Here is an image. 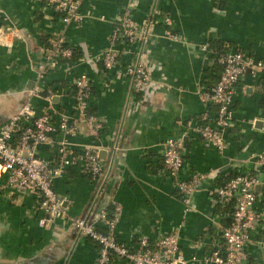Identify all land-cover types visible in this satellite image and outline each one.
I'll return each mask as SVG.
<instances>
[{
    "label": "crops",
    "instance_id": "obj_1",
    "mask_svg": "<svg viewBox=\"0 0 264 264\" xmlns=\"http://www.w3.org/2000/svg\"><path fill=\"white\" fill-rule=\"evenodd\" d=\"M126 5L137 31L149 26V34L145 41L121 44L116 64L104 71L101 57ZM0 12V26L21 35L0 45V124L26 102L36 115L46 108L52 115L72 114L73 79L85 72L92 87L89 110L102 129L95 137L80 121L78 132L67 140L75 150L98 147L107 163L97 207L110 212L112 205H119L117 239L135 246L139 237L154 240L176 231L184 264H214L191 259L211 251L227 222L228 208L215 204L208 189L237 172L264 179V167L253 160L264 147V115L258 105L262 71L247 73L236 83L233 126L225 133L223 152L205 145L196 131L205 110L201 91L219 72L216 57L221 50L239 48L264 60V0H82V20L67 26L46 0H0ZM62 30L69 44L81 49V56L73 67L62 63L36 84L42 48ZM211 40L224 44L212 47ZM205 45L207 50L202 49ZM137 51L145 58L149 82L139 93H130L124 69ZM169 138L183 141L180 178L205 174L188 203L162 171L163 142ZM52 151L44 146L38 153L47 158ZM54 186L66 198L70 216L84 215L96 193L95 184L74 167L56 178ZM256 192L253 208L262 212L264 183ZM35 205L32 194L0 190V264H97L98 248L92 240L76 235L64 219L40 226ZM256 235H264V220ZM246 252L242 264H264L260 246L249 244ZM110 264L126 262L113 258Z\"/></svg>",
    "mask_w": 264,
    "mask_h": 264
},
{
    "label": "built area",
    "instance_id": "obj_2",
    "mask_svg": "<svg viewBox=\"0 0 264 264\" xmlns=\"http://www.w3.org/2000/svg\"><path fill=\"white\" fill-rule=\"evenodd\" d=\"M81 1L46 0V6L58 14L62 24L67 26L82 20V13L79 12ZM164 22L170 24V18L165 17ZM149 30V26H145L138 32L129 6H123L120 24L113 29L109 45L101 57L104 71L111 70L116 64L121 44H133L138 39L145 41ZM15 36L19 38L21 35L14 28L0 26V45L9 44L8 41ZM74 47L67 41L63 30L53 34L49 46L42 48V57L36 64V84L62 63L73 67ZM202 49L207 50V45L202 46ZM216 62L221 66V73L214 84L201 91L205 110L201 115L202 125L196 131L205 145L223 152L227 145L225 133L233 126L232 104L236 83L247 73L255 75L259 71L263 72L264 60L255 59L235 48L219 51ZM124 71L130 93H139L147 86L149 72L140 52L137 51ZM91 94L89 77L85 72H80L72 83V114L62 111L52 115L46 108L36 115L31 103L26 102L0 124V178H4L0 190L5 189L9 195L32 194L36 200L35 210L39 213L40 226L64 219L76 235L97 243V264H110L113 258L123 259L126 264H184L186 260L180 253L176 231L154 240L139 237L135 246H129L118 240L114 232L119 205H112L110 212L97 207L108 165L99 156L98 147L86 145L81 150H75L67 140L68 136L78 132L80 121L85 123L89 134L97 137L100 133L102 124L89 110ZM44 146L53 147L50 157L39 155V149ZM253 160L257 166L264 167V147L254 154ZM183 163L182 139H166L163 142L162 171L175 181L183 202L188 203L190 195L197 190L205 174L191 173L187 179H182L180 172ZM70 167L77 168L96 186V193L85 214L80 216L67 214L66 198L58 194L54 186L55 179ZM262 183L264 179L256 173L237 172L221 185L208 189L214 203L229 207L230 211L225 214L226 224L220 227L219 242L207 255L201 258L193 256L192 260L200 263L242 264L247 258V245L254 243L264 249V235H256L264 220V211L253 208L257 199L256 186Z\"/></svg>",
    "mask_w": 264,
    "mask_h": 264
},
{
    "label": "trees",
    "instance_id": "obj_3",
    "mask_svg": "<svg viewBox=\"0 0 264 264\" xmlns=\"http://www.w3.org/2000/svg\"><path fill=\"white\" fill-rule=\"evenodd\" d=\"M217 43H219V44H224V42H222V41H218V40H211L208 44L210 45V46H215L214 44H217ZM68 45V44H67ZM49 46V39H48V42L46 43V47H48ZM237 49H239V48H237ZM241 50V49H240ZM80 53H81V49H79L78 47H74L73 48V54H72V58L74 59V61L76 60V59H78L81 55H80ZM101 64H102V61H101ZM102 67H103V64H102ZM218 68H219V72L215 75V76H213V78L211 79L212 80V84H214L216 81H217V79L219 78V75H220V73H221V66L218 64ZM103 69H104V67H103ZM260 80H259V86H260V89H261V92H262V97L260 98V100L258 101V105H259V107L261 108V110H262V113H263V115H264V71L262 72V75L260 76V78H259ZM211 84V85H212ZM210 85V86H211ZM235 174V173H234ZM234 174H232L230 177H232ZM229 177V178H230ZM229 178H227V180L229 179ZM228 210L230 211V208L228 207ZM89 239V238H88ZM91 240V239H90ZM94 242V241H93ZM95 243V242H94ZM96 244V246H97V248L99 249V246L97 245V243H95Z\"/></svg>",
    "mask_w": 264,
    "mask_h": 264
}]
</instances>
